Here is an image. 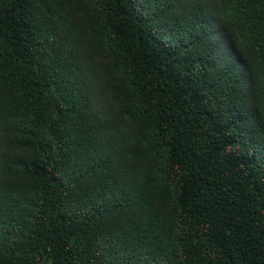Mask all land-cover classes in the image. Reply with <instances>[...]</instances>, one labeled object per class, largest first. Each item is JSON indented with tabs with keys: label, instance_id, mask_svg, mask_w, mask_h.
Segmentation results:
<instances>
[{
	"label": "trees",
	"instance_id": "obj_1",
	"mask_svg": "<svg viewBox=\"0 0 264 264\" xmlns=\"http://www.w3.org/2000/svg\"><path fill=\"white\" fill-rule=\"evenodd\" d=\"M204 1L0 0V264H264V0L220 20ZM95 35L136 128L113 153L71 47L93 61ZM158 198L163 258H108L104 235Z\"/></svg>",
	"mask_w": 264,
	"mask_h": 264
},
{
	"label": "rangeland",
	"instance_id": "obj_2",
	"mask_svg": "<svg viewBox=\"0 0 264 264\" xmlns=\"http://www.w3.org/2000/svg\"><path fill=\"white\" fill-rule=\"evenodd\" d=\"M146 3L148 6L161 4L165 0H140ZM213 12L216 14V20L221 18V6L222 0H206ZM159 4V5H160ZM220 23V22H219ZM93 47L88 50L92 52L91 57L93 61H89L83 52H87L88 44L83 40L78 41V46L71 45L73 54L79 59V56H83L84 67H83V82L85 93L89 92L88 101L90 102L91 108L106 121L111 122V127L102 128L98 137L102 139L106 145L111 148V153L116 150H122L124 144H131L132 141H128L131 138L134 139L136 128L129 124L131 119L127 118L123 112L119 111V98L116 93V85L120 82V77L117 73L112 71V78L108 75L109 71L105 70L100 61H107L104 57L103 50H105L104 40L96 36ZM213 43L219 46V54L217 62L224 70L238 71L240 68L237 66L233 57L229 54V48L226 45V40L221 33V26H219L214 34ZM80 47V50H79ZM78 51V52H77ZM90 57V58H91ZM256 135V134H255ZM253 146L255 149L264 148V139H255ZM155 181H153L154 183ZM139 183V182H138ZM145 184V183H144ZM151 183H146V187L150 186ZM153 185V184H152ZM145 187V186H144ZM153 187L151 186V189ZM159 200V208L162 214H158L151 208V205L144 204L142 208L136 209L135 218H127L126 223L121 228H118V233L111 232L104 235L101 239L102 247L107 257L110 259H117L122 257L123 259L127 255L132 254H146L149 257H157L158 259L163 258V255L167 253V249L172 244L171 238L173 231L169 225V217L166 211V203H161ZM133 200L129 201V204H133ZM129 209V207L125 208ZM122 213H117L115 221L119 217H122ZM164 219H163V217ZM113 221V222H115ZM162 225H161V224ZM128 227H132L128 229ZM145 243H144V242Z\"/></svg>",
	"mask_w": 264,
	"mask_h": 264
}]
</instances>
